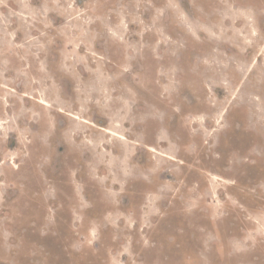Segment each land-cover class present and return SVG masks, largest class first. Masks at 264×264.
<instances>
[{
  "label": "rangeland",
  "instance_id": "374dc122",
  "mask_svg": "<svg viewBox=\"0 0 264 264\" xmlns=\"http://www.w3.org/2000/svg\"><path fill=\"white\" fill-rule=\"evenodd\" d=\"M0 264H264V0H0Z\"/></svg>",
  "mask_w": 264,
  "mask_h": 264
},
{
  "label": "flooded vegetation",
  "instance_id": "af4514ba",
  "mask_svg": "<svg viewBox=\"0 0 264 264\" xmlns=\"http://www.w3.org/2000/svg\"><path fill=\"white\" fill-rule=\"evenodd\" d=\"M86 208H89L90 210H95V209H92V208H91V202H88V206H87ZM84 209H85V208H84ZM84 209L79 208L77 213H78L80 216H84V217L86 218V216H85V212H84ZM71 210H72V208L69 209L70 219H69V224H68V226H69V228L73 231V232H72V235H74V236L79 235L80 237H84V235H82V234H80L78 231L74 230V229H77L78 226H79V229H80V228L83 229L84 226H82V224H80V225H75V224H74V223H75V220H74V218H73V216H72L73 211H71ZM99 214H100V218H98V219H94V220H90L89 224H90V223H94V224H95L96 221L103 222L104 220L107 219V218L103 219V217H106L107 214H112V213L109 212V211H106V212H104V213H99ZM192 218H193L194 220L197 219V217H192ZM207 218H208V216H207ZM208 219H209V218H208ZM86 220H88V219L86 218ZM79 223H80V222H79ZM97 224H99V223H97ZM67 240H69V237L66 238V241H67ZM61 244H62V241H59V240H58L57 242H51V243H50V245L53 246V247H55V248H59V247L61 246ZM62 247H63V246H62ZM67 247H69V245H67Z\"/></svg>",
  "mask_w": 264,
  "mask_h": 264
}]
</instances>
